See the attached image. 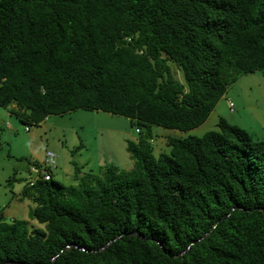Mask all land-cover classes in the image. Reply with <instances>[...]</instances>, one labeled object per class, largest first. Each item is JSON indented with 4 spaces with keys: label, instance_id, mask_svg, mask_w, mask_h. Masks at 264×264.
Returning a JSON list of instances; mask_svg holds the SVG:
<instances>
[{
    "label": "trees",
    "instance_id": "trees-1",
    "mask_svg": "<svg viewBox=\"0 0 264 264\" xmlns=\"http://www.w3.org/2000/svg\"><path fill=\"white\" fill-rule=\"evenodd\" d=\"M260 70L264 0H0L2 107L29 125L88 109L139 129L131 170L28 180L20 199L44 226L0 223V264H264V139L221 118L168 137L169 153L153 142L154 126H201Z\"/></svg>",
    "mask_w": 264,
    "mask_h": 264
},
{
    "label": "rangeland",
    "instance_id": "rangeland-1",
    "mask_svg": "<svg viewBox=\"0 0 264 264\" xmlns=\"http://www.w3.org/2000/svg\"><path fill=\"white\" fill-rule=\"evenodd\" d=\"M173 69L176 77L185 82L183 72L175 66ZM229 100L235 104L233 113ZM221 118L245 128L256 140L264 139V70L240 76L228 87L208 120L196 129L181 132L154 126V154L170 152L168 137H201L218 130ZM138 138L129 118L104 111L78 109L49 116L39 125H29L0 105V223L19 219L30 227L44 226L29 216L34 204L20 197L32 177L30 167L43 163L48 150L57 154L55 179L73 186L77 184L75 164L81 167L82 175L99 173L106 165L131 170L134 161L127 141ZM14 176L18 181L10 185Z\"/></svg>",
    "mask_w": 264,
    "mask_h": 264
},
{
    "label": "built area",
    "instance_id": "built-area-1",
    "mask_svg": "<svg viewBox=\"0 0 264 264\" xmlns=\"http://www.w3.org/2000/svg\"><path fill=\"white\" fill-rule=\"evenodd\" d=\"M230 112L233 113L235 110V104L229 100ZM29 129V128H27ZM136 132H139V129H136ZM57 168V154L54 151L48 150L46 152L45 160L41 166H32L31 172L32 177L30 178L33 181L43 178L44 180H50L52 177L51 172Z\"/></svg>",
    "mask_w": 264,
    "mask_h": 264
},
{
    "label": "crops",
    "instance_id": "crops-1",
    "mask_svg": "<svg viewBox=\"0 0 264 264\" xmlns=\"http://www.w3.org/2000/svg\"><path fill=\"white\" fill-rule=\"evenodd\" d=\"M228 107H229V103H228Z\"/></svg>",
    "mask_w": 264,
    "mask_h": 264
},
{
    "label": "clouds",
    "instance_id": "clouds-1",
    "mask_svg": "<svg viewBox=\"0 0 264 264\" xmlns=\"http://www.w3.org/2000/svg\"><path fill=\"white\" fill-rule=\"evenodd\" d=\"M229 102V101H228ZM28 128V127H27Z\"/></svg>",
    "mask_w": 264,
    "mask_h": 264
}]
</instances>
